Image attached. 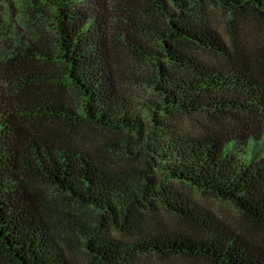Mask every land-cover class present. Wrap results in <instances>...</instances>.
<instances>
[{
	"label": "trees",
	"instance_id": "16d2710c",
	"mask_svg": "<svg viewBox=\"0 0 264 264\" xmlns=\"http://www.w3.org/2000/svg\"><path fill=\"white\" fill-rule=\"evenodd\" d=\"M14 1L0 0L3 264H72L39 183L96 213L93 226L78 227L90 264H264V237L219 222L170 184L228 201L264 229V62L241 58L237 36L229 46L205 9L230 11L229 24L236 13L264 21V0H124L113 17L109 0ZM120 48L151 66L144 82L158 101L138 105L121 89ZM81 122L119 134L141 167L112 169L54 129ZM166 215L183 229L168 228Z\"/></svg>",
	"mask_w": 264,
	"mask_h": 264
},
{
	"label": "rangeland",
	"instance_id": "374dc122",
	"mask_svg": "<svg viewBox=\"0 0 264 264\" xmlns=\"http://www.w3.org/2000/svg\"><path fill=\"white\" fill-rule=\"evenodd\" d=\"M16 7L23 9L24 5L20 0H15ZM124 0H109L108 6L110 16L119 15L124 10ZM206 14L208 25L215 29L229 46L232 47L231 35H236L240 49L241 58L247 60H260L264 62V21L255 15L247 13H236L231 24L228 19L231 16L230 11L221 9L217 6L206 4ZM118 23L112 25V29ZM52 32V31H50ZM112 39H118L111 30ZM154 38V37H153ZM5 43V42H4ZM153 47L157 46L155 42ZM116 73L118 83L126 94L136 103L147 105L149 100H157L149 84L144 82L151 73V66L141 62L139 57L126 53L122 48L117 50ZM2 74H6L2 67ZM68 100L77 107L81 102L75 96L74 92L68 90ZM81 110V108H78ZM194 129V126L189 125ZM54 129L61 133V137L75 146L88 149L95 158L103 162L106 166L115 170H131L140 168L142 165V155L138 152L135 156H130L127 151H123L118 146L117 138L119 134L111 133L102 127L87 122H81L75 129H69L62 123H56ZM150 175L160 177L157 173ZM178 190L185 193L199 207L210 212L219 222L230 226L236 230L247 232L250 237H264V229L248 221L234 206L228 201L221 200L215 195L201 192L183 182L171 181ZM42 199L43 212H45L57 231L58 236L67 239V255L72 264H90L88 251L82 246L79 240L80 229L78 227H91L95 224L96 213L89 208H82L68 200L64 199L53 187L39 183L34 190ZM164 221L168 228L173 230L183 229L179 221L173 217L164 216ZM104 224V223H103ZM97 228L103 229L101 226ZM82 232V231H81ZM112 235L121 239L128 236L123 232L111 228ZM157 264H212L203 259L174 256L160 262L153 258ZM0 264L3 262L0 260Z\"/></svg>",
	"mask_w": 264,
	"mask_h": 264
}]
</instances>
